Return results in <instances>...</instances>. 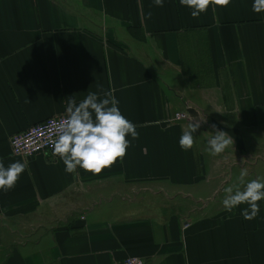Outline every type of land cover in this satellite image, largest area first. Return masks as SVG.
Returning a JSON list of instances; mask_svg holds the SVG:
<instances>
[{"label":"crops","instance_id":"obj_1","mask_svg":"<svg viewBox=\"0 0 264 264\" xmlns=\"http://www.w3.org/2000/svg\"><path fill=\"white\" fill-rule=\"evenodd\" d=\"M253 4L193 18L180 0H0V161L27 162L0 190V264H264V200L253 219L247 204L223 205L242 170L245 183L264 180V12ZM109 91L139 133L122 162L93 175L66 172L53 148L13 155L12 135ZM200 116L185 151L182 131ZM217 130L233 145L212 155Z\"/></svg>","mask_w":264,"mask_h":264},{"label":"clouds","instance_id":"obj_2","mask_svg":"<svg viewBox=\"0 0 264 264\" xmlns=\"http://www.w3.org/2000/svg\"><path fill=\"white\" fill-rule=\"evenodd\" d=\"M231 0H180V4L191 9L193 18L208 10L211 5L227 6ZM155 6L163 7V0H154ZM253 11L264 12V0H254ZM151 12L148 18H151ZM118 100L112 92H105L101 98L95 92L88 95L78 104L75 99H70L67 104V118L56 127V138L52 141L53 155L58 156L64 163L65 171L76 173L77 168L100 174L104 169L112 167L117 160L123 161L130 146L129 136L138 139L139 133L129 119H127L118 107ZM201 122H206L200 116L199 121L194 122L190 118L187 127L183 129L179 139L180 147L187 151L195 142L193 135ZM213 128L216 125H212ZM233 145V139L227 132L217 130L209 139L208 146L212 155H218ZM27 162L16 161L5 167L0 161V190L7 192L15 187L21 174L26 170ZM248 175L242 170L239 184L243 187H227L223 205L229 212L233 208L247 204L250 209L242 213L245 219H253L259 213L258 202L264 200V180L252 179L245 183Z\"/></svg>","mask_w":264,"mask_h":264},{"label":"built area","instance_id":"obj_3","mask_svg":"<svg viewBox=\"0 0 264 264\" xmlns=\"http://www.w3.org/2000/svg\"><path fill=\"white\" fill-rule=\"evenodd\" d=\"M186 117H188L187 112L178 111L174 114V120H182ZM66 118L67 114L51 116L20 133L12 135L10 145L13 155L30 157L53 148L52 141L56 138L55 129ZM118 264H146V261L138 256H130Z\"/></svg>","mask_w":264,"mask_h":264}]
</instances>
